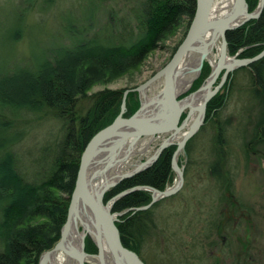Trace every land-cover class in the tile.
<instances>
[{"label":"trees","instance_id":"obj_1","mask_svg":"<svg viewBox=\"0 0 264 264\" xmlns=\"http://www.w3.org/2000/svg\"><path fill=\"white\" fill-rule=\"evenodd\" d=\"M35 1L19 0L17 8H10L15 27L3 29L0 50L9 51L3 43L8 45L21 38L25 18ZM41 1L39 8H47L50 0ZM105 1L77 0L80 16L73 19L70 15H62L63 35H81L73 44L54 46L47 51H29L28 57L13 64L12 68L0 67V264H38L40 254L57 241L79 154L89 137L119 111L122 90L104 88L88 93L91 86L136 70L181 24L185 23L186 29L195 5V0H133L127 9L129 19L126 15L117 18L115 23L107 21L85 34L88 26L84 27L83 23L88 25ZM257 1L245 0L247 9L252 10ZM224 36L228 55L240 48L236 56L257 54L264 47V5L256 18L227 30ZM249 66L253 72L245 67L241 69L250 80L249 96L259 105V117L252 128L257 133L258 129H264V55ZM209 71L210 65L204 60L198 76L180 97L194 90ZM230 75L223 91L207 101L205 121L216 117L223 105L226 91L232 86ZM83 98L88 101L84 108L79 106ZM138 105L137 92H127L124 116L134 112ZM184 114L181 113L180 120ZM28 117L35 121L56 120L59 126L57 135L37 148L30 159L31 168L24 166L20 148L25 131L23 125L28 123ZM224 134L223 123L217 124L213 143L218 151L226 143ZM190 144L191 139H188L184 145L187 154ZM172 149L173 145L166 147L150 166L107 189L102 201L135 185L162 190L173 176L168 162ZM218 151L214 152L207 171L212 178H222L223 183L218 180L222 187L221 200L225 202L223 184L225 190L230 191L232 179L228 162L226 166L221 165ZM148 201L149 192L138 189L121 195L111 205L112 212L120 213L114 224L121 244L139 256L142 242L156 228L153 210L157 201L145 209L132 211V208ZM193 227V237L199 240L207 238L213 229L212 226L196 230L195 225ZM83 250L96 252L87 236L83 239Z\"/></svg>","mask_w":264,"mask_h":264},{"label":"rangeland","instance_id":"obj_2","mask_svg":"<svg viewBox=\"0 0 264 264\" xmlns=\"http://www.w3.org/2000/svg\"><path fill=\"white\" fill-rule=\"evenodd\" d=\"M132 1L106 0L94 13L92 21L87 23L88 25L86 22L83 23L84 27L88 26L85 34L88 35L97 30L107 21L115 23L117 18L126 15L129 19L127 9ZM18 3L19 0H0V43L3 41L1 38L3 29L10 30L15 27L14 13L10 8H17ZM40 4L42 1L36 0L27 13L21 38L12 43L9 42L8 45L7 42L3 43L5 49L9 51L0 50V67L12 68L13 64L22 62V58H27L29 51L42 49L47 51L54 46L71 45L81 38V35H63L62 33L64 23L61 19L62 15L67 14L75 19L81 14L77 0H50L47 2V8L44 9L39 8ZM184 26L185 23L181 24L172 35L161 41L136 70L112 81L94 84L88 93L104 88L124 90L142 83L169 59L185 33ZM218 47L219 39H216L210 54L212 60L217 58ZM241 67H234L225 76L224 81L231 73L229 80H232V86L226 91L225 101L217 111L216 117H213L214 120L205 121L204 115L197 130L189 137L191 139L189 154L181 152L178 155L181 159L185 157V178L177 192L157 200L153 210L156 228H153L151 234L145 238L140 249V257L146 264H186L189 254H193L187 242L194 233L193 226L195 225V230L204 226L214 228L220 219V223H229L222 228V234L226 235V239L221 248H217L218 240L214 238L212 229V233H208L205 239L206 241L214 240L215 248L207 245L204 249L196 247L197 252L194 253L202 256H220L217 260L218 264H264V148L258 145L256 149L251 151L249 148L245 152L241 147V144L247 143L250 138L253 139L252 142L259 144L264 142V138L262 135L252 137L250 133L259 117V105L249 96L247 88L250 86V80ZM221 71L222 68L211 82V87L216 84ZM155 91L152 90L151 93ZM221 91L222 89L219 88V92ZM87 105L88 101L85 98L79 102L82 108ZM28 118V123L23 125L25 131L19 145L24 166L31 168L29 164L33 154L37 148L57 135L59 126L56 120L35 121ZM219 123H223L225 142L229 150L227 167L233 174L232 195L236 198V206L241 211L231 209L228 205L223 206L221 200L217 201L221 191H216L213 179L207 171L208 164L214 158V152L218 151V146H215L213 141L216 125ZM160 140H153L147 145H145L146 139L140 140L134 149L141 152L131 154L125 160L121 171L131 169V166H127L126 163L136 164L150 156ZM182 162L180 160L179 163ZM175 182L176 176L173 174L166 186L170 187ZM235 223L239 226L232 227ZM235 239L245 243L246 248L241 245L243 250L240 251ZM230 248L235 252H232ZM209 251L212 253L209 254ZM232 256H235L234 261ZM226 257H228L227 260ZM202 261L204 260H201L200 264ZM72 263L76 264V260H72Z\"/></svg>","mask_w":264,"mask_h":264},{"label":"water","instance_id":"obj_3","mask_svg":"<svg viewBox=\"0 0 264 264\" xmlns=\"http://www.w3.org/2000/svg\"><path fill=\"white\" fill-rule=\"evenodd\" d=\"M213 3L214 0H195L194 11L185 33L169 59L142 83L122 90L116 116L86 141L79 154L73 187L68 196L65 220L59 229V237L50 249L40 254L38 264H46V256L50 251L62 252L76 260V264H106L103 258L105 255L108 257L109 264H144L137 253L121 244L114 224L116 215L119 213L111 211L112 203L121 195L138 189L151 192L150 202L175 192L182 182L181 168L175 162L176 154L201 124L207 101L218 91L231 69L246 65L264 55V47L249 58H237L236 53L228 55L224 36L227 30L256 18L264 5V0H258L250 11L247 9L245 0H232L227 10L221 15L212 14ZM216 39H219L218 53L215 64L211 65L207 55L212 52ZM188 56H194L197 59L194 73L185 89L179 90L175 82L176 68ZM225 57L229 59L226 64L223 62ZM204 60L210 64L209 74L194 90L180 97V94L187 91L192 81L198 76ZM221 68L223 71L219 82L211 87V82ZM152 90L156 91L151 93ZM201 90H205V93L198 103H184L185 99ZM129 91L137 92L139 105L130 115L124 116L125 95ZM183 111L185 114L180 120ZM193 113H195L194 116ZM159 136L164 137L152 155L136 164L126 163L127 166H131V169L121 171L125 160L129 158V151L134 149L140 140L146 139L145 145H147ZM172 144L176 147L171 166L177 177L172 186L163 190L147 185L133 186L119 191L105 202L102 201L103 193L107 189L121 179L150 165L162 148ZM123 146L122 155L117 156L121 153ZM135 152H141V150H135ZM118 166H120L119 173H112ZM97 178H100L102 183L96 186ZM146 206L133 207L132 210L144 209ZM79 213L87 217L86 223L81 221ZM71 224L78 236V251L64 246ZM85 236L95 245V253L84 252Z\"/></svg>","mask_w":264,"mask_h":264},{"label":"flooded vegetation","instance_id":"obj_4","mask_svg":"<svg viewBox=\"0 0 264 264\" xmlns=\"http://www.w3.org/2000/svg\"><path fill=\"white\" fill-rule=\"evenodd\" d=\"M253 19V18H252ZM250 20V19H249ZM248 21V20H247ZM247 21H245V22H247ZM245 22H243L242 24H244ZM241 24V25H242ZM242 50V48H240V49H238V51L236 52V55H238L237 53H239L240 51ZM235 55V56H236ZM237 58H249V57H240V56H236ZM252 57V56H251ZM251 63V62H250ZM250 63H248V64H246V65H241L242 67H245L246 69H248V70H251V72H253L252 71V69H251V67L249 66V64ZM223 71V70H222ZM222 71H221V73H220V75H219V77H218V80H217V82H216V84L219 82V80H220V76H221V74H222ZM210 72V71H209ZM229 77V76H228ZM228 81V78L224 81V79H223V81H222V83L220 84V87L219 88H221L222 89V91H223V86H224V84L226 83ZM218 91H219V89H218ZM217 91V92H218ZM221 91V92H222ZM216 92V93H217ZM205 107H206V105H205ZM204 115H205V110H204ZM204 115H203V117H204ZM204 120H205V118H204ZM263 132V133H262ZM251 133V135H252V137H254V135H262L263 136V138H264V129L263 130H261V129H258V131H257V133L255 134L253 131L252 132H250ZM163 137L164 136H159V137H156V138H154L153 140H156V139H163ZM241 138H243V136L241 137ZM189 139V138H188ZM187 139V140H188ZM161 140H160V142H161ZM186 140V141H187ZM252 140L253 139H249L248 140V142L246 143H242L241 144V147H242V149L246 152V150L247 149H249L250 148V150L252 151V150H254V149H256L257 147H258V145H260L261 147H263L264 148V142H262V143H256V142H252ZM159 142V143H160ZM173 142H175V139H173ZM158 143V144H159ZM186 143V142H185ZM158 144H157V146H156V148H155V150H154V152L156 151V149H157V147H158ZM173 145V149H172V151H171V153H170V156H169V166H170V168H171V171L173 172V174H174V176H176V174H175V172H174V170H173V168H172V166H171V161H172V156H173V153H174V150H175V145L174 144H172ZM172 145H168V146H166V147H169V146H172ZM185 145V144H184ZM184 145H183V148L181 149V150H179L178 152H177V154H176V159H175V162H176V164H177V166L178 167H180L181 168V172H182V182H181V185H180V187L177 189V190H179L180 188H181V186H182V183H183V181H184V178H185V173H184V162H185V157H183V159H181L178 155H179V153H185L186 155H188L189 154V152H188V154L186 153V151H185V149H184ZM247 145V146H246ZM227 143H225V144H222L221 145V149L218 151V152H220V158H221V165H224V166H226V161L229 163V150L227 149ZM166 147H164V148H162L160 151H159V153L157 154V156H156V158L158 157V155L163 151V150H165V148ZM190 150V149H189ZM153 152V153H154ZM152 153V154H153ZM151 154V155H152ZM149 157V156H148ZM147 157V158H148ZM155 158V159H156ZM146 159V158H145ZM154 159V160H155ZM144 160V159H143ZM180 160H182L183 162L182 163H179L180 162ZM153 163V162H152ZM151 163V164H152ZM150 164V165H151ZM150 165H148V166H150ZM228 165V164H227ZM147 166V167H148ZM147 167H145V168H147ZM144 168V169H145ZM227 167H225V169H226ZM228 169V172H229V174H230V177H231V179L233 178V174H232V172H230V170H229V168H227ZM143 170V169H142ZM132 176V175H131ZM177 178V177H176ZM213 179V185H214V188L216 189V191H221V182H222V178L221 177H213L212 178ZM221 179V182L219 181V180ZM122 180V179H121ZM233 180V179H232ZM232 180H231V186H230V188H231V190L229 191V190H225V186H224V184H223V195L225 196V198L227 199L225 202L224 201H222L221 200V196H219L218 197V200L217 201H220L221 200V204H223V206H229V208H231V209H239V208H237V206H236V201H235V198L233 197V195H232ZM223 183V182H222ZM117 184V183H116ZM135 186H138V185H135ZM148 186V185H147ZM113 187V186H112ZM133 187V186H132ZM151 187V186H150ZM167 186H165L164 188H166ZM130 188V187H129ZM154 188V187H153ZM163 188V189H164ZM127 189V188H126ZM156 189V188H155ZM162 189V190H163ZM125 190V189H124ZM142 190H144V189H142ZM157 190H159V189H157ZM177 190L175 191V192H177ZM122 191V190H121ZM148 192H149V190H147ZM131 192V191H130ZM175 192H173L172 194H174ZM118 193V192H117ZM128 193V192H127ZM126 194V193H125ZM124 195V194H123ZM164 197H166V196H164ZM164 197H160V198H157L155 201H153V202H150V200H151V192H149V201L145 204V205H147L145 208H148L151 204H153L154 202H156L158 199H162V198H164ZM150 202V203H149ZM145 205H141V206H145ZM144 208V209H145ZM140 210V209H139ZM240 210V209H239ZM124 211H126V210H124ZM132 211H135V210H132ZM241 211V210H240ZM120 214V213H119ZM117 216V215H116ZM221 222V219H220V221L217 223V224H215V226H214V228H213V235H214V238L216 239V240H218V243H217V248H221V245L223 244V242L225 241V239H226V235H223L222 234V228L224 227V226H226V225H228L229 223H226V222H223V223H220ZM249 224V223H248ZM246 225V224H245ZM236 226H239V225H236V223L235 224H232V227H236ZM190 227H192V225L190 226ZM194 228V227H193ZM194 234V233H193ZM193 234L189 237V239H188V244L190 245V249H191V251L190 252H193V254L191 253V254H189V256L187 257L188 258V260H187V263L186 264H189V262L190 261H192L191 262V264H200V261L201 260H204V261H202L201 262V264H218V262H217V260H219L220 259V256H217V255H197V254H195L194 252L196 251L197 252V248L196 247H201L202 249H204V247L207 245V246H209V247H211L212 246V248H215V246H216V242L213 240V241H206V239L204 238V239H201V240H199V239H194V237H193ZM236 241V243L238 244V248H239V250L240 251H242L243 249L241 248V245H243V246H245V248H246V245H245V243L243 244V243H241V241L239 240V239H235ZM228 241V240H227ZM243 242V241H242ZM197 243H200V245L199 246H196V247H194L195 246V244H197ZM231 249V248H230ZM231 251L232 252H235V250H232L231 249ZM188 252H189V248H188ZM136 253V252H135ZM212 252L211 251H209V254H211ZM138 255V254H137ZM232 255V254H231ZM139 256V255H138ZM212 256V257H211ZM140 257V256H139ZM230 257V256H229ZM210 258H212V259H210ZM232 259H233V261H234V259H235V256H232L231 257ZM140 259L142 260V262L144 263V264H146L144 261H143V259L140 257ZM228 259V257H226V260ZM238 259V258H237ZM193 260H195V261H193ZM206 261V262H205ZM195 262V263H194ZM234 263V262H233Z\"/></svg>","mask_w":264,"mask_h":264},{"label":"bare ground","instance_id":"obj_5","mask_svg":"<svg viewBox=\"0 0 264 264\" xmlns=\"http://www.w3.org/2000/svg\"><path fill=\"white\" fill-rule=\"evenodd\" d=\"M231 2H232V0H214L213 9L211 11L212 14L213 15H221L223 12H225L227 10V8L229 7ZM210 54L211 53H208V55H207L208 60L210 61L211 65H214L215 60H212L210 58ZM196 60H197L196 57H194V56L189 57L188 56V57H185L177 66L175 82H176L179 90H184L185 87L189 84V79L191 78V76L194 73L193 71H194V65L196 63ZM228 61H229V59L227 57H225L223 59L224 64H226ZM204 93H205V90H201L200 92L192 95L188 99H185L184 103L185 104L198 103L200 101V97ZM123 149H124V146L122 147L120 152ZM129 152H130V154H129V156H130L131 154H133L135 152V149H132ZM121 155H122V152L120 154H117V156H121ZM119 169H120V166H118L117 169L115 171H113L112 173H115V174L119 173V171H120ZM89 174H90V172L87 173V176H89ZM100 183H102L101 179L97 178V182L95 185L97 186ZM79 217H80L81 221L86 223L87 217L84 216V214L82 215L81 213H79ZM64 246H65V248H68L70 250L78 251V236H77V234L74 230V226H72V224L69 226L68 235L65 239ZM103 258H104V262L106 264H109V260H108L107 255H105ZM72 260H74V259L70 258L66 254L59 252V251H50L46 256V264H63V263L65 264V262H66V264H73Z\"/></svg>","mask_w":264,"mask_h":264}]
</instances>
